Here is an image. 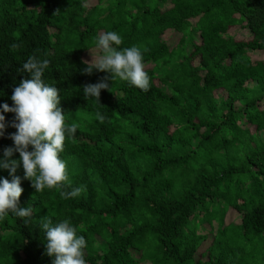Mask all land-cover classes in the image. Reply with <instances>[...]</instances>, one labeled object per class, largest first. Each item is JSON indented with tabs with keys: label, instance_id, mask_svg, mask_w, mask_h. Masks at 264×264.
I'll return each mask as SVG.
<instances>
[{
	"label": "trees",
	"instance_id": "trees-1",
	"mask_svg": "<svg viewBox=\"0 0 264 264\" xmlns=\"http://www.w3.org/2000/svg\"><path fill=\"white\" fill-rule=\"evenodd\" d=\"M89 1L0 0V106L31 78L30 56L49 60L42 78L77 124L60 156L83 189L37 193L21 164L19 206L33 213L0 222V264H52L46 216L77 227L87 264H264V0ZM107 31L144 50L149 91L86 74ZM101 81L99 103L84 97ZM3 114L0 161L16 132Z\"/></svg>",
	"mask_w": 264,
	"mask_h": 264
},
{
	"label": "clouds",
	"instance_id": "clouds-1",
	"mask_svg": "<svg viewBox=\"0 0 264 264\" xmlns=\"http://www.w3.org/2000/svg\"><path fill=\"white\" fill-rule=\"evenodd\" d=\"M94 44L97 54L91 55V63L84 62L93 65L85 68L86 74H91L96 69L110 73L113 81L119 78L141 91L150 90L151 78L145 70L144 50L138 46L121 49L123 39L115 31L99 34L94 39ZM19 47L16 43L11 45L13 51ZM49 63L47 59L30 56L20 70L30 74L31 78L22 80L14 88L11 96L14 106L10 107L7 103L0 106V137L4 135L6 128L3 113L15 114L11 127L16 129L10 137L15 147L6 148L3 152L4 159L0 161V168L7 169L12 175L11 181L0 178V222L10 214L18 218L32 217V208L19 206L23 188L20 177L15 173L21 164L24 179L31 181L37 193L46 188L55 189L63 199H71L78 197L83 191L81 187H71L67 163L60 156L66 141L77 132V124L67 122L60 107V90L46 84L42 78ZM106 89L108 84L101 81L85 85L83 94L86 98H95L99 103L101 90ZM96 119L102 123L105 117L98 111ZM14 152L19 153V160L12 159ZM40 227L45 232L46 255L52 258V264H87V241L83 235H78L77 227L70 220L54 223L51 217L46 216Z\"/></svg>",
	"mask_w": 264,
	"mask_h": 264
},
{
	"label": "rangeland",
	"instance_id": "rangeland-1",
	"mask_svg": "<svg viewBox=\"0 0 264 264\" xmlns=\"http://www.w3.org/2000/svg\"><path fill=\"white\" fill-rule=\"evenodd\" d=\"M90 3H93V0H90L89 4ZM192 20H194V19H192ZM239 37L240 36L238 34L236 39H240ZM167 38H168V35L164 36V39H167ZM96 54H97V49L94 52H92V53H87V54L85 53L83 58L86 61H90L91 62L92 61V56L91 55L95 56ZM258 56H260V54L255 55V57H258ZM226 221L227 222L230 221V222H233V223H239L238 213H236L234 210L230 209L228 211L227 215H226Z\"/></svg>",
	"mask_w": 264,
	"mask_h": 264
}]
</instances>
